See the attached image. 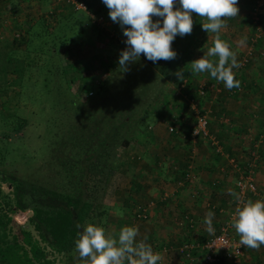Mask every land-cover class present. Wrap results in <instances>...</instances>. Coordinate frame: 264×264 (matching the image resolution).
<instances>
[{"label": "crops", "instance_id": "crops-1", "mask_svg": "<svg viewBox=\"0 0 264 264\" xmlns=\"http://www.w3.org/2000/svg\"><path fill=\"white\" fill-rule=\"evenodd\" d=\"M63 1L0 0V52L22 50V45L24 46L22 41H28L29 33L32 31L31 27L38 23L36 21L38 18L40 20L44 19L43 24L39 26L40 28H46L44 23H47L48 15L54 19L57 27L58 23L62 24L60 21H64L63 11L70 10L69 13L75 26L82 28L83 25H87V21L91 23L89 17L84 13L79 18L81 21L82 19L85 20V24L80 19L78 20V16H74L71 7ZM253 1L238 0L239 14L234 18H226V27L219 33L221 39L231 45L232 50L236 53L238 63L239 55L248 45L247 40L253 30L251 20L248 17L249 8ZM33 3L35 8L38 7L39 10L41 8L47 9V13L45 12L44 16L39 15L32 18L34 14L32 10L35 9L32 7ZM260 11V21L264 27V4ZM15 15H17V18ZM68 19L69 16H66L65 20ZM33 29L38 33L35 27ZM15 32L19 33V39H16L17 34ZM214 35L201 28L194 53L184 56V61L190 70V63L194 61L193 56L197 53L202 58L208 48L213 46ZM257 42L256 49L264 50V37L258 39ZM59 50L71 51L68 50V47H61ZM210 59L216 60L218 58L211 57ZM81 65L83 64H79L77 59L76 64L71 67L74 73H81L82 69H86L89 64L86 62L84 67ZM241 71L245 72L243 77L247 82V85L246 83L243 85V95H226L227 91L224 84L219 82L223 87L220 93L222 95L213 96L214 101L213 99L208 101V98L205 99L207 101L203 100V104L209 106L208 108L205 107L208 109V130L218 140L223 155L213 154L207 142L199 139L194 140L190 136V128L194 123L193 117L186 122L177 121L178 118H176L172 120L174 122L168 123L154 117L152 123L145 124L147 128L149 126L148 129H151V132L149 130H147V133L144 131L146 139L144 138L145 140L140 144L145 147L135 148L134 150H137L133 155L138 156L140 160L136 161L133 170L131 168L123 171L126 174L132 172L136 176H141L143 182L139 186L132 185L128 182L131 179L129 177L126 184L122 185L121 188H114V191H110V202L107 204L109 206L108 216L110 221L116 223V227L114 229L109 228L107 233L118 235L122 227L129 226L128 223L132 215H129L128 208L123 209L125 203L118 201L117 197L119 195L121 197V194H126L131 189H137L134 191L137 200L134 202L135 207L152 202V206L148 208V217L145 220L137 221L146 222L138 226L139 236L137 240L147 238L146 243L151 245L154 252L160 253L162 256L159 264H184V259L181 261L174 255H166L168 252L160 250V246L167 245L172 251L182 239H192L190 237H194L193 239L207 238L218 230V226L223 221L226 213L233 209L232 195L229 194V189L233 190L232 176H235V171H232L227 159L224 157L225 153L229 156L230 154L241 156V162H243L248 158L250 151L256 150L258 152L259 159L254 164V180L259 196H251L248 200H263L260 195L264 193V56L254 53L250 64L245 70L241 67L234 68L233 72L236 74V79L241 76ZM55 74L57 73L55 72ZM67 76L69 75L66 74V71L61 75V77ZM210 77L209 73L195 74V82ZM203 104L198 106L204 107ZM176 114L178 116L185 115L184 111L178 108ZM172 123L175 130L176 128L178 130L174 131L173 134L168 131L164 133L163 126ZM180 128L185 129V132ZM143 129L145 130V127ZM148 145L152 150L151 153L146 149ZM162 157L167 159L159 160ZM162 161L164 164H162ZM165 163L166 169L163 168ZM172 166H176V169L174 170ZM186 170H190L194 175V178L188 182L183 180ZM213 180L216 181V184L211 185ZM163 194L166 195L164 199H162ZM209 211L214 213L212 220L214 232L211 234L204 224L205 215ZM186 215L192 219V225L190 226L193 229L192 231L188 228V224L184 222ZM123 221L127 223L121 226ZM137 225L138 223H135L133 226L136 227ZM117 226H121V228L117 229ZM231 232L233 235H237L234 228ZM200 258L202 261L200 255V257H197V262ZM218 264L232 263L221 260ZM238 264H264V246H261L259 250L246 247Z\"/></svg>", "mask_w": 264, "mask_h": 264}, {"label": "rangeland", "instance_id": "rangeland-1", "mask_svg": "<svg viewBox=\"0 0 264 264\" xmlns=\"http://www.w3.org/2000/svg\"><path fill=\"white\" fill-rule=\"evenodd\" d=\"M88 1L91 4V11L89 12L95 14L92 16V20L89 19L91 23L87 21V25H83L82 28L75 26L69 13L70 10L63 11L64 22L60 21L62 24L58 23L57 27L54 19L48 15L47 23H44L47 29L40 28L39 26L43 24L44 19L38 18L36 19L38 23L32 26L38 30V33L31 27L32 31L29 33L28 41H22L24 44L22 50L0 52V169L6 173L16 169V174L32 178L37 177L38 179H44L47 175L53 174V162L52 156H50L52 151L48 142L52 124L56 125L55 121L58 118L62 123H77L76 112L81 106L78 103L70 102L68 98L83 99L85 97L83 92L80 93L77 88L82 83H86L88 79H92L95 84L104 85L107 90L105 94H109L114 101L118 102L116 103V106H119L118 109L126 104L124 101H132L135 96L131 106L133 109L129 114L130 119H127L138 126L134 127L133 125L129 144L118 151L121 159H130V156H133L137 150H134L135 148L145 147L140 143L144 141L143 138L146 134L139 130L143 129L146 123H152L154 117H158L164 123L174 122L172 120L176 118H178L177 121L182 122L192 119V109L185 98L186 91L177 90L179 85L174 83L175 80L173 81L177 78L175 75L171 73L169 79L163 80L161 77H157V73L154 72L149 77L150 70L155 69L140 58L136 62L129 63L126 72L120 70L118 63L120 52L126 48L122 29L119 24L110 19L102 18V21L97 22L96 17L107 16L109 9L104 6L102 0ZM32 7L35 8V4ZM47 8L49 9V7ZM32 11L34 12L32 18L39 15L44 16L47 13V9L41 8L39 10L38 7ZM73 13L78 18L82 15V11H73ZM65 15L69 16L67 21H65ZM15 16L17 18V15ZM81 22L85 24V20L82 19ZM15 33L17 34L16 39H19V33ZM66 42L69 44L65 45ZM61 47H68V50L71 51L59 50ZM193 58L196 60L200 56L196 53ZM77 59L79 64H83L82 67L85 66L86 62L89 64L86 69H82L81 73H74L71 68L76 64ZM64 71L69 76L61 77ZM50 72L57 74L48 75ZM102 72H105L106 76L100 79ZM46 83L49 84L51 90L47 91L44 88ZM51 85H56L55 89ZM185 90L187 89L185 88ZM211 104L213 105V103ZM203 105L209 107L206 104ZM145 106L149 107L150 114L142 117ZM177 108L182 109L185 115L178 116L176 114ZM122 111L124 116L126 112L124 109ZM165 125L164 128L161 127L164 133L168 131V126L173 127V123ZM148 128L146 126L143 130L147 133ZM173 129V132L178 130L177 128L175 130V127ZM180 129L185 132V129ZM149 131L151 132V129ZM124 132V130H120L119 133ZM173 132L170 133L173 134ZM127 133L124 134L129 136ZM146 147L147 151L151 153L150 146ZM166 159V157H162L159 160ZM162 164H164L163 161ZM172 167L174 170L176 169V166ZM163 168L166 169V163ZM129 177L130 174H126V172L123 175L116 172L115 179L118 182L114 187L121 188L122 185L126 184ZM0 190V194H9V183L1 181ZM111 190L112 187L109 185L103 200L106 205L110 202ZM2 203L3 200L0 195V206ZM12 207H9V210L5 206L0 208L9 217L8 220L2 221V223L5 222L3 224L5 234L12 237L17 234V228L21 227L29 230L36 238L31 225L28 224V218L31 215L29 209H26L25 213H20L15 208L11 210ZM136 208L134 205L130 210L128 209L130 216L133 212L132 209ZM126 223L123 221L121 226ZM136 223H138L136 226L138 228L140 224L146 222ZM113 225L112 229L116 227V223ZM121 226H117V229H120ZM168 254L179 259L173 249L172 251L169 250L166 255ZM49 257L54 258L56 264L66 262V257L61 254H51ZM198 257H200V253ZM198 263L203 264L201 258Z\"/></svg>", "mask_w": 264, "mask_h": 264}, {"label": "trees", "instance_id": "trees-1", "mask_svg": "<svg viewBox=\"0 0 264 264\" xmlns=\"http://www.w3.org/2000/svg\"><path fill=\"white\" fill-rule=\"evenodd\" d=\"M82 1L85 4L86 10L79 11H82V13L92 20V16L95 14L89 12L91 11L90 1ZM67 4L69 5V3ZM69 7H71V10L76 11L71 5ZM102 18L110 19L109 15L102 16ZM77 19L79 20L80 18ZM156 19L161 18L153 17V20ZM192 19L193 30L191 34L183 37L177 35L171 45L172 50L177 53L174 60H160L153 63L147 60L143 54L139 58L155 69L150 70L149 77L150 74L155 72L157 73V77L159 76L163 80H167L170 78L171 73L173 74L176 69L180 68L185 77L183 78L185 80L184 86L180 90L186 91V97L193 98L197 102V105H199L203 104V100L205 101L206 98L209 101L215 95H222L220 93L223 87L216 80L215 86L219 89L218 92H214L210 88L208 89V84L215 81L211 77L195 82V74L192 73L184 61V56L194 53L193 51L200 37L201 24L206 22L204 18L199 17L195 13L192 14ZM251 37L252 34L248 37V44L251 41ZM126 39L123 36V40L125 41ZM256 42L254 43L255 48H257ZM66 44L69 43L66 42ZM259 50L261 49L253 50L252 56L254 53L264 56V54H259ZM250 60L244 66L239 67L245 70L250 64ZM54 73L50 72L48 75L52 74L54 76ZM244 73V71H241V76L237 79L235 78L240 82V85L242 84V90L237 93L235 92V88L231 90L226 89V95H243V85L245 83L247 85L243 77ZM174 80L176 85H179L183 81L178 78ZM200 85L206 87L204 88L205 94L203 97H198L199 95L196 92ZM59 86L61 87V85ZM51 87L55 89L56 85H51ZM44 88L47 91L51 90L47 83ZM77 90L80 93L83 92L82 94L85 96L83 99L78 97L74 99L68 98L70 102L78 103L81 106L76 112L77 123H62L58 118L55 121L56 125L54 123L52 124L48 142L50 150L52 151L50 156H52L53 174L50 176L47 175L44 179H38L37 177L32 178L26 177V175L16 174V169L10 173H6L0 169V182L6 181L10 185L9 194H0L3 200L2 206L7 207L8 210L9 207L13 206L11 210L15 208L21 212L29 209L31 215L28 218V224L31 225L36 235L35 238L29 230L18 227L16 235L12 237L7 236L3 226L5 222L2 223V221L5 219L8 220L9 217L0 209V264H56V260L49 257L51 254H61L66 257V262L63 264H80L78 254L74 251V241L78 238V233L82 232L83 226L86 223H92L96 226L103 227L106 232L114 226V222L109 220V206L103 203L104 196L107 194L106 189L109 185L112 187V190L116 188L114 187L118 182L115 179L116 172L122 173L123 175L124 172L122 171L131 168L133 170L136 161L140 160L136 155L131 156L130 159H121L118 152L120 148L126 147L129 144L132 137L131 128H133V125L134 127L138 126L133 121L128 120L130 119L129 114H131L133 109L131 106L135 100V96L132 98V101H124L126 104L120 106V109H118L119 106H116L118 102L114 101L109 94H105L107 92L106 87L102 84H95L92 79H88L86 83H82ZM89 92L90 95H88ZM148 108L147 106L143 108L142 117L150 114ZM123 109L126 112L124 116ZM144 126L146 127V125ZM120 130H124V133L129 131L127 133L129 136H126L124 133H119ZM139 131L144 133L143 129ZM56 134L58 135L56 136ZM144 138L146 139L145 136ZM230 156L233 155L230 154ZM234 157L236 156L234 155ZM129 174L131 179L128 182L130 184L139 186L143 182L141 176H136L132 172ZM232 177L234 180V176ZM136 190L131 189L128 193L121 194V197L120 195L117 197L118 201L125 203L123 209L128 208L130 210L132 206L134 207V202H136V194H134V191ZM156 201L160 202L158 200ZM138 209L140 207L133 209L131 220L128 223L129 226H133L137 221L145 220L148 217L147 212L145 218H137L135 212ZM78 223L82 226L79 229L76 227ZM188 228L191 231L193 230L189 225ZM234 236L238 237V235ZM190 238L192 239L180 240L174 249L178 258L181 261L184 259V264H187L185 252L179 251L182 243H201L207 239ZM160 247L164 249L163 252L170 250L167 245ZM190 253L195 257L192 264H197L196 258L199 256V253L201 255V252L197 248H193ZM219 261L214 264H218Z\"/></svg>", "mask_w": 264, "mask_h": 264}, {"label": "clouds", "instance_id": "clouds-1", "mask_svg": "<svg viewBox=\"0 0 264 264\" xmlns=\"http://www.w3.org/2000/svg\"><path fill=\"white\" fill-rule=\"evenodd\" d=\"M102 3L109 9L110 19L120 25L127 38L118 61L121 71L126 72L128 64L136 62L142 54L153 63L174 60L177 53L171 45L177 35L191 34L195 13L206 20L201 24L202 30L215 35L213 46L202 58L190 63L192 73H209L228 90L240 86L233 72L239 67L236 53L219 35L226 27L225 19L239 14L238 0H102ZM153 17L161 19L153 20ZM173 75L179 80L184 78L182 70ZM229 194L237 201L230 225L239 236V244L259 250L264 246V200L242 201L231 189ZM213 217L214 213L209 211L204 218L210 234L214 232ZM76 227L82 226L78 223ZM138 236L139 229L135 226L122 227L118 235H113L103 227L86 223L74 241V251L80 264H159L161 254L153 251L146 237L138 241Z\"/></svg>", "mask_w": 264, "mask_h": 264}, {"label": "built area", "instance_id": "built-area-1", "mask_svg": "<svg viewBox=\"0 0 264 264\" xmlns=\"http://www.w3.org/2000/svg\"><path fill=\"white\" fill-rule=\"evenodd\" d=\"M65 2L69 3L75 10H86L85 4L82 0H65ZM264 4V0H254L251 7L249 8L248 17L251 20L253 33L251 37L250 43L246 46V48L241 52L239 57V66H244L247 62H249L253 50H257L255 48L254 43L256 40L260 39L264 36V27L261 25L260 21V10ZM102 17H96V21H102ZM17 36V35H16ZM259 54L263 55V50H259ZM106 76L105 72H102L100 75V79H103ZM185 80H183L177 90H180L181 87L184 86ZM217 81H213L208 84L207 88L211 89L214 92H218V88L215 86ZM206 88L204 85L198 86L196 92L198 97H203L205 94ZM242 90V84L235 88V92L239 93ZM90 95V92L88 93ZM187 103L191 107L192 117L194 120L193 125L190 128V136L196 140L199 139L201 141H205L209 144L210 149L215 155H223L222 147L219 145L218 140L209 132L208 130V109L205 107H199L197 102L194 101L193 98L185 97ZM168 131L173 132V127L168 126ZM247 159L241 162V156H229L225 153L224 157L227 159L228 164L230 165L232 171H235L234 180L232 183L233 191L239 194L240 199L242 201H247L251 196H259L256 183L254 180V164L258 161L259 156L256 150H252L249 153ZM239 158V159H238ZM184 181H191L194 178L193 173L190 170H186L183 175ZM215 181L211 182V185H214ZM166 197L165 194L162 195V199ZM264 200V193L260 195ZM233 209L228 212L225 220L219 226L217 232L210 235L205 241L198 242H184L182 246L179 248V251L185 252L186 263L192 264L195 257L192 256L190 251L193 248H197L201 252L202 262L203 264H214L220 259H224L229 261L232 264H238L243 255L244 247L239 244V236H234L231 233V225L230 219L234 210L237 206V201L234 196L231 199ZM152 206V202L146 203L143 207L136 211V217L143 219L146 217L148 212V208ZM20 213H25L26 211H18ZM185 222L191 226L192 219L189 216H185ZM164 251V249H160ZM154 251V250H153Z\"/></svg>", "mask_w": 264, "mask_h": 264}]
</instances>
